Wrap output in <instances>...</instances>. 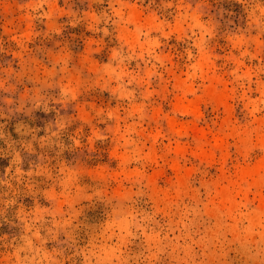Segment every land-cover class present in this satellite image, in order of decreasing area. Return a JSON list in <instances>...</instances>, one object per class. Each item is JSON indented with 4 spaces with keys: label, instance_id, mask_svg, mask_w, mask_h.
Returning <instances> with one entry per match:
<instances>
[{
    "label": "rangeland",
    "instance_id": "374dc122",
    "mask_svg": "<svg viewBox=\"0 0 264 264\" xmlns=\"http://www.w3.org/2000/svg\"><path fill=\"white\" fill-rule=\"evenodd\" d=\"M260 166L264 0H0V264H264Z\"/></svg>",
    "mask_w": 264,
    "mask_h": 264
},
{
    "label": "bare ground",
    "instance_id": "6f19581e",
    "mask_svg": "<svg viewBox=\"0 0 264 264\" xmlns=\"http://www.w3.org/2000/svg\"><path fill=\"white\" fill-rule=\"evenodd\" d=\"M262 167H264V166H260L259 168H262ZM262 170H264V169H262ZM254 173H255V169L251 168V169L244 170L242 172V175L245 177H248V178H254V175H255Z\"/></svg>",
    "mask_w": 264,
    "mask_h": 264
}]
</instances>
